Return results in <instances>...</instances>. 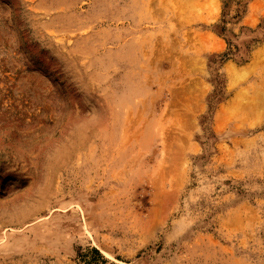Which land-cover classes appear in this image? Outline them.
Here are the masks:
<instances>
[{
    "label": "rangeland",
    "instance_id": "obj_1",
    "mask_svg": "<svg viewBox=\"0 0 264 264\" xmlns=\"http://www.w3.org/2000/svg\"><path fill=\"white\" fill-rule=\"evenodd\" d=\"M0 264H264V0H0Z\"/></svg>",
    "mask_w": 264,
    "mask_h": 264
},
{
    "label": "bare ground",
    "instance_id": "obj_2",
    "mask_svg": "<svg viewBox=\"0 0 264 264\" xmlns=\"http://www.w3.org/2000/svg\"><path fill=\"white\" fill-rule=\"evenodd\" d=\"M236 72H237V70H235ZM235 72V73H236ZM236 74H238V73H236ZM239 75V74H238ZM233 76V75H232ZM234 77V76H233ZM235 78H237V75H236V77ZM235 83V82H234ZM232 84H233V78H232Z\"/></svg>",
    "mask_w": 264,
    "mask_h": 264
}]
</instances>
